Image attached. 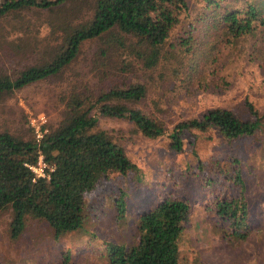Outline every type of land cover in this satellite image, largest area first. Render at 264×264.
Masks as SVG:
<instances>
[{"label":"rangeland","instance_id":"obj_1","mask_svg":"<svg viewBox=\"0 0 264 264\" xmlns=\"http://www.w3.org/2000/svg\"><path fill=\"white\" fill-rule=\"evenodd\" d=\"M185 1L188 8L172 28L160 64L146 70L136 63L135 73L126 74L145 81L148 93L143 108L163 118L167 131L152 138L128 118L99 115L98 127L122 144L135 167L125 173L110 172L85 192L82 226L60 236L46 221L31 220L12 239L10 214L0 212V264H107V243L133 244L139 215L166 195L183 196L191 206L179 240L183 264H264V122L252 134L233 139L211 127L185 128L179 150L169 136L177 122L201 117L214 106L252 118L247 105L251 102L264 113V24L229 39L221 15L227 8L244 7L245 0ZM25 16L35 23L34 46L28 43V31L8 30L15 19H0V69L8 73L40 56L50 42V28L43 21L47 13ZM190 35L187 47L182 39ZM98 44V39L82 43L63 76L0 95V129L35 137L30 119L39 114L46 117L47 132L57 126L64 115L61 96L69 80L85 79L91 87L99 82L91 65ZM119 56L125 57L113 53L110 70H115ZM236 172L244 180L248 201L249 232L244 239L228 233L214 206L218 198L238 195ZM121 196L123 211L117 206Z\"/></svg>","mask_w":264,"mask_h":264},{"label":"trees","instance_id":"obj_2","mask_svg":"<svg viewBox=\"0 0 264 264\" xmlns=\"http://www.w3.org/2000/svg\"><path fill=\"white\" fill-rule=\"evenodd\" d=\"M245 1L244 7L227 8L221 15L229 39L264 24V0ZM187 8L185 0H0V19H15L8 30L28 31L29 45H36L37 39L31 32L35 23L25 13H47L43 21L50 28L44 53L13 72L0 69V95L53 75L63 76L81 44L99 40L91 61L99 82L91 87L85 79L69 80L61 96L64 115L57 126L39 141L0 129V212L10 214V238L18 237L31 220L46 221L55 236L80 228L85 192L110 172L125 173L135 167L122 144L98 127L99 115L128 118L152 138L167 131L163 118L143 108L148 93L145 81L126 74L135 73L136 63L146 70L160 64L171 30ZM191 38H183L182 44L188 47ZM113 53L128 56H119L114 71L109 68ZM247 105L252 118L214 106L201 117L177 122L169 133L171 145L181 149L180 134L185 128L211 127L227 139L252 134L264 122V113L251 102ZM40 153L51 167L45 168L48 176H36L26 165L35 163ZM235 181L238 195L218 198L215 214L230 235L244 239L249 232L248 201L239 172ZM117 206L123 211L122 196ZM190 208L183 196L163 197L139 215L133 244L107 243V264H183L179 240Z\"/></svg>","mask_w":264,"mask_h":264},{"label":"built area","instance_id":"obj_3","mask_svg":"<svg viewBox=\"0 0 264 264\" xmlns=\"http://www.w3.org/2000/svg\"><path fill=\"white\" fill-rule=\"evenodd\" d=\"M46 117L44 114H39L37 117L30 119L34 127V133L36 140H40L43 135L47 132V128L44 126ZM26 165L35 173L36 176H48L45 168H51L50 165L45 161L43 155L40 153L35 163H26Z\"/></svg>","mask_w":264,"mask_h":264}]
</instances>
